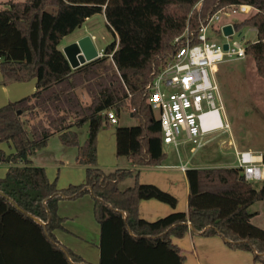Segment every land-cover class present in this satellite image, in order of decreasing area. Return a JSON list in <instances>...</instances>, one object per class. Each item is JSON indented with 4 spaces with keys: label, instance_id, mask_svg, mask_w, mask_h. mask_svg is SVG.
Masks as SVG:
<instances>
[{
    "label": "trees",
    "instance_id": "trees-1",
    "mask_svg": "<svg viewBox=\"0 0 264 264\" xmlns=\"http://www.w3.org/2000/svg\"><path fill=\"white\" fill-rule=\"evenodd\" d=\"M238 4L257 10L235 28H256L257 39L246 53L264 78V0H21L0 9L4 83L37 82L34 93L0 107V144L9 142L16 150L0 154V163L9 165L0 178V264H92L54 233L64 222L58 203L86 194L94 200L101 226L100 264H160L163 254L171 264H183L171 238L189 231L220 234L231 248L252 251L264 263V229L251 222L250 212L264 199V181L245 180L239 168H189L187 212L156 221L139 216L143 199L177 204L172 194L139 182L135 168L166 159L161 124L146 88L173 56L176 37L189 28L196 41L202 23L220 8ZM97 13L105 15L115 39L103 56L73 69L60 43ZM128 108L139 123L116 128L117 154L133 167L106 171L98 166L99 131L109 124V109L119 114ZM84 125L88 136L81 143L75 128ZM54 135L79 148L77 162L86 168L83 183L59 188L44 167L31 163ZM131 177L135 184L120 188Z\"/></svg>",
    "mask_w": 264,
    "mask_h": 264
},
{
    "label": "crops",
    "instance_id": "crops-1",
    "mask_svg": "<svg viewBox=\"0 0 264 264\" xmlns=\"http://www.w3.org/2000/svg\"><path fill=\"white\" fill-rule=\"evenodd\" d=\"M85 35H90L93 41H95L92 33L85 32L72 39L70 43ZM68 44L69 43L66 45ZM59 48L63 51L61 43ZM97 49L100 51L101 48L97 47ZM4 80V75L0 69V107L8 104L10 101H16L31 95L37 89L36 79L25 82L7 83H4ZM155 113L158 119L157 111H155ZM116 115L118 117L116 125L120 127L135 126L139 123L138 118L133 113V109L128 108L122 110ZM228 118L229 117L226 115L224 122L228 123L229 128L214 132L215 135L212 138H205L206 143L203 146L211 139L220 138L224 134H229L230 138L228 140H223L222 143H227L229 148H233V162L193 164V157L188 153L185 146V154L179 151V146L181 144L189 143L186 140H182L178 146L163 143L166 159L162 164L140 165L135 167L138 170L139 182L154 184L162 190L172 194L177 199L175 207L154 198L141 200L139 203V216L141 218L148 221H156L174 212L188 211L189 182L186 174L187 169L236 167L237 152L252 151L255 153H264V144H255L253 142V134L250 135V132L242 127L240 128L238 124L235 125L234 120ZM109 125L115 124L109 122L107 127L101 128L98 134V166L106 171L133 167L132 161L128 157L119 156L117 154L116 128L118 126L114 129H110ZM78 129L79 128H75L79 133ZM86 133L87 135L83 136L82 139L80 138L81 143L86 140L88 129ZM4 144L9 145V150H4ZM191 147L193 148V153L198 150L195 149L194 146ZM175 150L177 156L173 155L170 161L169 154L174 153ZM15 151L14 146L9 142L0 144V154L3 152L9 155ZM78 152V147L66 146L61 142L58 135H54L49 139L48 144L44 148L38 150L30 157V160L33 165L45 168L50 181H56L59 188H65L71 184L83 183L86 179L85 166L77 162ZM8 167L9 165H5V167L2 168L0 167V178L6 175ZM134 184L135 178L131 177L122 181L120 183V188L125 189ZM250 212L253 213L251 222L264 229V199L254 203L250 207ZM58 213L64 218L63 228L54 231L59 241L82 256L87 262L100 264L101 226L95 217L93 198L89 194H86L75 200H61L58 203ZM171 241L180 248L181 255L184 257L183 264H264L261 261L255 260L252 251L231 248L226 239L220 234L204 235L189 231L182 237L173 236ZM157 261L160 264H171L170 258H167L164 254L159 255Z\"/></svg>",
    "mask_w": 264,
    "mask_h": 264
},
{
    "label": "built area",
    "instance_id": "built-area-1",
    "mask_svg": "<svg viewBox=\"0 0 264 264\" xmlns=\"http://www.w3.org/2000/svg\"><path fill=\"white\" fill-rule=\"evenodd\" d=\"M256 9L249 4L220 8L207 22L202 23L193 41V33L186 29L174 40L177 46L173 56L164 64L146 90L150 93L152 107L158 113L164 144L178 146L185 140L195 149L201 148L205 138L214 132L229 128L222 118L224 104L216 79L219 65L230 59L246 57V35L235 28V23L222 22V17L240 13L249 15ZM233 25V33L226 36L223 26ZM219 31L226 38L218 42L210 31ZM228 48H224V44ZM100 57L104 50H100ZM109 122L116 124L118 117L113 109L107 111ZM237 166L249 182L264 181V153L239 151Z\"/></svg>",
    "mask_w": 264,
    "mask_h": 264
},
{
    "label": "rangeland",
    "instance_id": "rangeland-1",
    "mask_svg": "<svg viewBox=\"0 0 264 264\" xmlns=\"http://www.w3.org/2000/svg\"><path fill=\"white\" fill-rule=\"evenodd\" d=\"M10 1L21 0H0V9L8 7ZM197 6L199 7L200 4ZM256 11H252L249 15L236 13L227 18L223 16L222 22L238 23L250 17ZM255 30L256 28L244 26L239 32H242V35L247 34L245 42L250 44L257 39V30ZM85 32L92 33L95 38L94 42L98 48H101L100 50H104L105 46L115 39L114 34L107 27L105 15L103 13H97L89 17L80 29L78 28L76 31L65 36L61 41L62 48L64 49L67 43H70L72 39ZM209 35L218 42L226 40L219 31L211 30ZM216 79L220 87L225 109L224 112L222 111L223 120H225V116L227 115V117L234 120L235 125L238 124L240 128L242 127L250 132V135L253 134V142L255 144H264V78L259 75L254 59L246 55L243 59H230L222 62L216 73ZM80 92L85 101L89 100L87 94L83 93L82 90ZM117 126L119 125H109V128L114 129ZM104 127H107V125ZM87 128L88 126L84 125L78 129L81 139L87 135ZM214 135L215 133L210 134L206 138H212ZM229 138V134H224L220 138L211 139L205 146L199 148L194 153L191 147L193 144L184 143L179 146V151L185 154V146L188 153L193 157V164L233 162V148H229L227 143H222L223 140H228ZM182 140L185 141L184 135H182ZM3 147L5 151L9 150L8 144H4ZM173 155L177 156L176 150L174 153L169 154L170 161ZM5 165L7 164L0 163L1 168L5 167Z\"/></svg>",
    "mask_w": 264,
    "mask_h": 264
},
{
    "label": "water",
    "instance_id": "water-1",
    "mask_svg": "<svg viewBox=\"0 0 264 264\" xmlns=\"http://www.w3.org/2000/svg\"><path fill=\"white\" fill-rule=\"evenodd\" d=\"M222 30L224 35L230 36L233 33V25L227 24L223 26ZM224 48H228L227 43L224 44ZM63 52L73 69L100 57L99 50L90 35H85L69 43L64 47ZM35 220L40 224H44L39 219Z\"/></svg>",
    "mask_w": 264,
    "mask_h": 264
}]
</instances>
